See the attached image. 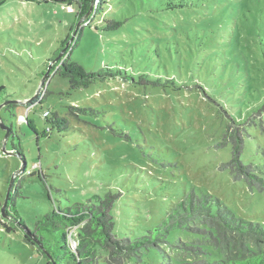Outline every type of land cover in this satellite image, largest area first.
I'll return each mask as SVG.
<instances>
[{
    "label": "rangeland",
    "instance_id": "rangeland-1",
    "mask_svg": "<svg viewBox=\"0 0 264 264\" xmlns=\"http://www.w3.org/2000/svg\"><path fill=\"white\" fill-rule=\"evenodd\" d=\"M168 2L185 6L170 10ZM111 6L107 17L123 23L116 30H103L97 18L76 20L65 2L0 0V103L16 104L0 107V209L11 181L15 208L30 229L55 206L120 193L114 231L136 237L194 188L264 225V192L221 169L233 142L227 125L251 119L243 125L240 158L264 178V0H111ZM72 25L82 28L72 61L86 71L119 67L130 79L74 91L67 78L51 75L41 85ZM140 75L150 83H136ZM35 94L43 104L26 109ZM70 105L97 112L76 118L67 114ZM45 111L67 116L69 130L51 129ZM21 156L25 168L17 174ZM107 261L104 254L99 264ZM0 264L46 260L20 229L7 233L0 223ZM125 264L159 263L150 252Z\"/></svg>",
    "mask_w": 264,
    "mask_h": 264
},
{
    "label": "trees",
    "instance_id": "trees-1",
    "mask_svg": "<svg viewBox=\"0 0 264 264\" xmlns=\"http://www.w3.org/2000/svg\"><path fill=\"white\" fill-rule=\"evenodd\" d=\"M53 1L65 2V6L72 5L76 20L86 18L93 23L97 18L96 23L102 25L103 30H116L123 24L114 20L112 14L107 17L112 12L111 0ZM184 6L183 2L167 3V9L170 10ZM77 26L70 27V33L61 42L57 55L48 60L49 67L43 84L51 75H60L68 79L70 90L75 91L89 88L105 79H130L119 67H105L98 72L86 71L83 66L72 61L70 54L82 34V28L78 29ZM69 41L71 44L68 45ZM143 77L145 75H140L135 82L149 84L150 81L144 82ZM164 83L173 82L166 79ZM2 92H5L4 86H0V93ZM43 101L40 96L35 97L25 103L26 109L42 105ZM0 105H4L5 110L16 106L14 102ZM45 112L47 113L43 117L51 129L58 133L69 130L67 116ZM96 112L92 108L71 105L67 110L68 115L76 118L82 113ZM18 121L25 122L22 116ZM247 121H233L227 125V129L232 130L233 142L230 159L221 164V169L228 170L235 180L242 179L249 189L264 192V178L257 172L258 168L252 163L242 162L240 158L244 143L243 125ZM8 133H12L11 127L8 128ZM21 157L22 164L25 165L24 157ZM16 192L12 185L5 207L7 217L0 219L1 226L7 233L20 229L24 241L35 248L46 260V264H99L104 254L108 258L107 264H125L130 260L141 262L150 252H153L159 264H264V225L236 216L222 200L204 190L197 192L190 188L184 191L169 206L161 222L136 237L118 236L114 231L113 209L120 193L107 192L103 196H94L87 202H74L66 208L55 206L37 219L34 228L30 229L15 208ZM172 232L176 234L170 240ZM181 233L184 234L183 237ZM165 247L172 248L173 252L167 253Z\"/></svg>",
    "mask_w": 264,
    "mask_h": 264
},
{
    "label": "water",
    "instance_id": "water-1",
    "mask_svg": "<svg viewBox=\"0 0 264 264\" xmlns=\"http://www.w3.org/2000/svg\"><path fill=\"white\" fill-rule=\"evenodd\" d=\"M90 11V10H89ZM44 78H45V76L43 77V79H42V81H41V85L43 84V80H44ZM40 85V86H41ZM36 97V94H35V96H33L31 99H29V100H25L24 102L25 103H27V102H29V101H31L32 99H34ZM2 105H0V107H1ZM3 128H5L4 126H2ZM3 152H5V151H3ZM24 164H22V166H21V168L16 172L17 174L18 173H20L21 171H23L24 170ZM11 183H12V181L10 182V184H9V186H8V189H7V192H6V196H5V198H4V200H3V204H2V207H1V209H0V213H1V216H2V218H6L7 217V215L5 214V207H6V204H7V199H8V194H9V190H10V185H11Z\"/></svg>",
    "mask_w": 264,
    "mask_h": 264
},
{
    "label": "built area",
    "instance_id": "built-area-1",
    "mask_svg": "<svg viewBox=\"0 0 264 264\" xmlns=\"http://www.w3.org/2000/svg\"><path fill=\"white\" fill-rule=\"evenodd\" d=\"M65 10H66V12H68V13H72V12H74V7L72 6V5H66L65 6ZM47 112H44V114H46Z\"/></svg>",
    "mask_w": 264,
    "mask_h": 264
}]
</instances>
